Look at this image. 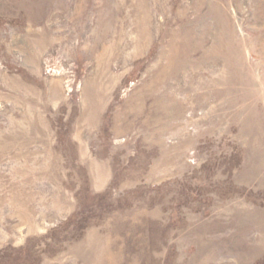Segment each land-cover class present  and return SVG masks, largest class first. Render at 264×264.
Returning <instances> with one entry per match:
<instances>
[{"label": "rangeland", "instance_id": "374dc122", "mask_svg": "<svg viewBox=\"0 0 264 264\" xmlns=\"http://www.w3.org/2000/svg\"><path fill=\"white\" fill-rule=\"evenodd\" d=\"M127 6L0 0V264H264V0Z\"/></svg>", "mask_w": 264, "mask_h": 264}, {"label": "bare ground", "instance_id": "6f19581e", "mask_svg": "<svg viewBox=\"0 0 264 264\" xmlns=\"http://www.w3.org/2000/svg\"><path fill=\"white\" fill-rule=\"evenodd\" d=\"M126 1L128 2V6L126 8H128V12L131 14V0H126ZM81 2H82V0H81ZM75 11H76V9H75ZM83 12H84V8L81 7L80 11L75 12L73 14V16H71V19L74 21L77 19H80L83 16Z\"/></svg>", "mask_w": 264, "mask_h": 264}]
</instances>
